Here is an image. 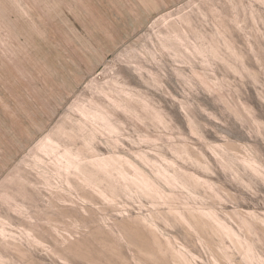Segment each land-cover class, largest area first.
Masks as SVG:
<instances>
[{
	"label": "rangeland",
	"instance_id": "obj_1",
	"mask_svg": "<svg viewBox=\"0 0 264 264\" xmlns=\"http://www.w3.org/2000/svg\"><path fill=\"white\" fill-rule=\"evenodd\" d=\"M0 264H264V0H0Z\"/></svg>",
	"mask_w": 264,
	"mask_h": 264
}]
</instances>
